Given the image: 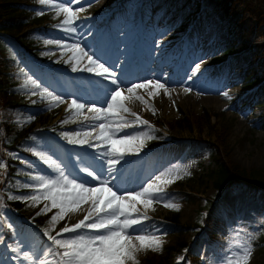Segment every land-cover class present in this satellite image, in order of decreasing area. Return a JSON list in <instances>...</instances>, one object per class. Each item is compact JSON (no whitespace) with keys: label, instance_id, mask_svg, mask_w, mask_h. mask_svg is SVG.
<instances>
[{"label":"rangeland","instance_id":"1","mask_svg":"<svg viewBox=\"0 0 264 264\" xmlns=\"http://www.w3.org/2000/svg\"><path fill=\"white\" fill-rule=\"evenodd\" d=\"M2 2H16L12 4L17 8L15 15L28 11L37 21L36 26L27 30L38 51L31 54V47L19 46L13 35L4 32L10 16L0 10V162L6 165V168H0V228L4 222L12 226L9 235H5L0 244V264H34L32 260L23 259L24 252L34 256L36 264L39 260H45L46 264H58L59 257L55 251H49L52 242L46 232L56 235L66 225L70 227L76 221L65 215L55 224L51 223V217L60 210L51 208L44 212L46 204L50 207L48 200L41 199L33 205L31 200L9 199V196L32 195L33 190L24 185L37 183L29 176L17 180L15 184L13 182L9 161L22 156L19 152L10 154L5 144L8 145L14 136H21L32 129L44 134L30 150L32 157L26 158L19 166L20 171L27 167L31 175L55 178L58 173L54 168L35 154L42 152L58 163L69 177L72 174L68 173L67 164L75 166L77 171H82L81 167L96 171L105 179L103 161L109 158L90 154L94 157L92 166L79 164L86 148L84 144L68 141L91 142L99 128V124L94 122L99 113L90 112L88 108L92 105L106 108L110 102L109 94L116 86L110 78L95 75V72H73L72 67L79 53L71 46L78 43L87 51L91 38L97 33L101 39L107 36L111 29L110 20L126 9L128 14L118 27L122 28V34L127 33L128 42L136 51L141 48L146 51L149 42L157 45L167 42V48L176 47V59L181 60L187 55L191 61L183 68H180V61L176 62L173 69L164 70V73H161L162 62L157 61L150 68L157 77H137L131 81L132 71L126 69L133 65L137 54L123 68L118 62L112 66L105 65L116 74L121 88L125 89L122 93L124 97H129L126 89L133 84L149 80L163 83L164 78L171 80L176 75L178 78L185 75L180 84L163 83L170 96L163 90L150 96V89H137L135 95L143 97V100L134 96L125 99V106L148 121L146 125L137 122L131 112L121 111L118 115L107 113L111 123L129 122L130 130L126 135L145 138L141 149L145 152L142 164L137 162L130 166L136 152L129 158L121 159L118 172L124 174L128 170L137 183L135 189L127 192L141 190L157 175L164 174L163 179H169L179 172L183 177L174 183L161 185L164 188L163 201L155 202L147 209L142 204L137 205L138 214H146L147 219L143 220L142 230L138 228L136 234L156 235L163 241L160 251L149 249L137 253L139 264H226L227 258L237 250L236 241L244 237L252 239L254 249L249 264H264V192L253 198L244 191L219 196L213 173L218 170L214 163L218 156L216 150L209 148V143L213 144L219 147L228 163L247 171L259 170L264 175V75L258 86L245 82L248 76L245 69H255V64H249L251 60L258 59L264 64V22L261 20L264 17L261 11H256V5L254 7L247 0H79V3L63 0L68 6H73L74 11L81 7L85 9L78 12V18L72 25L77 33V39L72 41L69 37L75 32L60 26L64 15L57 17L54 9L41 6L38 0H0V4ZM41 10L44 14L37 15ZM132 28L134 33H130ZM226 33H231L235 42L231 47L225 38ZM147 34H152L153 38L145 39ZM118 37L110 35L109 45L119 44ZM49 40L60 41L61 44L45 42ZM20 53L25 57L21 58ZM11 58L18 61L13 70L10 68ZM86 61V57L82 58L79 67L82 68ZM142 62L143 59L135 61V65L142 67ZM20 65L26 66L29 71L17 80L13 79L15 83L18 81L14 86L5 88V82ZM25 74L37 80L41 88L62 96L66 103L50 105L39 95H32L22 88L27 78ZM200 85L205 88L210 86L212 91H195V87ZM183 86L190 91L183 95L171 91ZM225 92L227 97L223 94ZM196 93L199 95L192 96ZM93 97L96 99L92 100ZM73 99L86 107L82 110L70 109ZM148 103H151L149 108L146 107ZM205 112L213 116L210 123H205ZM75 116L79 117V122L75 121ZM29 117L34 119L29 120ZM160 120L163 125L157 127ZM103 121L100 120L101 123ZM57 125L61 130H56L59 128ZM64 133L80 135L65 138ZM120 135L123 134L115 138ZM79 165L82 166L79 168ZM186 172L190 174L185 175ZM90 186H99V183L94 181ZM16 202H19V207L11 205ZM168 202L178 205L179 210L165 207L164 203ZM71 235L63 233L58 238H69ZM186 243L190 247L183 250L182 245ZM12 248L19 251L13 252ZM11 252L16 255L12 261ZM181 257L183 260H180Z\"/></svg>","mask_w":264,"mask_h":264},{"label":"snow or ice","instance_id":"2","mask_svg":"<svg viewBox=\"0 0 264 264\" xmlns=\"http://www.w3.org/2000/svg\"><path fill=\"white\" fill-rule=\"evenodd\" d=\"M41 6H47L55 10V14L59 17L64 15V19L61 21L60 26L64 27L69 32H75L76 29L72 25L78 18V12L84 11L83 7L73 10V6H68L59 0H38ZM74 3H79V0H74ZM90 6V5H89ZM44 11H38L37 15H43ZM46 43L61 44L60 41H45ZM79 56H77L76 64L73 65L72 71H87L95 72L97 75L106 79H111V83L116 87L112 89L109 94L110 102L106 108H96L92 105L88 108L90 112L95 113H109L118 115L121 111L129 113L131 110L125 106V99H131L133 96L137 100H143V97L135 95L137 89H149L150 96L159 94L158 90H163L169 96L171 93L165 84L159 80H149L140 84H133L126 89L129 93V97H124L122 93L125 89L121 88L116 74L106 67L105 64L99 60L94 59L85 49H83L78 43L72 45ZM87 58V65L84 68L79 67L80 60ZM197 68L199 65L196 66ZM23 72V69H21ZM22 85V88L31 92L32 95H39L42 100H47L51 105H59L66 103L62 96L56 95L50 92L47 88H41V85L37 80L31 76H27ZM31 85V88H29ZM190 91V89H186ZM227 97V92L223 93ZM145 103H147L145 101ZM86 107L85 104L79 103L73 99L69 108H75L76 110H82ZM153 111H155L153 109ZM136 118V121L141 124H148V121L142 120L138 114L131 112ZM103 120V116L96 117ZM29 120L34 117H29ZM129 122L125 121L118 124L117 130L122 131L124 128L129 127ZM101 129L100 135L97 137L100 141H107L110 145V151L105 152V155H111L114 158L108 160L107 171L110 174L114 171V166L120 163L125 152L138 153L144 146L145 138L133 135H124L120 138H114L115 133L110 134L106 129L104 123L98 125ZM65 138L69 136H79V133H64ZM151 139V137H147ZM69 143H88L89 147L100 148V144L92 145L87 140L69 139ZM40 159L48 161L49 167L54 168V171L58 173L55 178L46 177L44 175H31L29 178L36 181L35 184H26L24 187L32 189L33 194L30 196H9V199H23L31 200L33 205L38 203L41 199L50 201L49 205H45L43 211H50L51 208L59 209L55 215L51 217V223L55 224L58 220L63 219L68 212H74L80 208L82 204L91 203L90 210L84 215L83 219L77 223L69 226H65L56 235L47 234L48 240L52 242V247L49 251H55V255L59 257L58 264H139L137 260V253L145 250L160 251L162 250L163 241L156 235L149 234H136L138 228L142 230L143 220L147 219L146 214H138V204H142L145 209L151 207L155 202L163 201L164 188L161 185H168L174 183L176 179L183 178L179 172L169 179H163V175H157L155 179L147 182L146 186H143L141 190L134 192H121L120 189L114 190L110 185V181L103 179L96 171L89 170L88 168L82 169L88 177L93 181L99 183V186H88L87 182H78L76 179H70L63 170V168L52 161V158L45 153H35ZM0 168H6L3 162H0ZM190 173H185L189 175ZM99 193V195H97ZM107 193V199L104 198V194ZM165 207H172L176 210L178 205L173 202L164 203ZM41 214V213H38ZM11 228V225H8ZM85 234H81V233ZM63 233H71L69 238H58ZM2 242V241H0ZM236 249L233 251L231 257L227 258L226 264H249L253 254L252 239L249 237L240 238L236 241ZM13 252H18V248H12ZM24 260H32L36 264V258L29 252L23 253ZM183 260V257L180 258ZM38 264H46L45 260H39Z\"/></svg>","mask_w":264,"mask_h":264},{"label":"bare ground","instance_id":"3","mask_svg":"<svg viewBox=\"0 0 264 264\" xmlns=\"http://www.w3.org/2000/svg\"><path fill=\"white\" fill-rule=\"evenodd\" d=\"M129 10H124L122 13L118 14L117 17H115L113 20H110V27L111 29L109 30L110 33L107 34V36H104L102 39L99 37L98 38V33L95 34L91 40H90V46L87 47V52L89 54H93L94 56H96L97 59L101 60L102 63L104 62L105 65H114L116 62H118L119 64L122 65V68L124 66H127V62L130 61L131 57L134 56L135 54L136 57L135 59L132 61L133 65H131V67H128L126 70H131V75H130V81L137 78V77H141V78H151L153 76L157 77L156 74L152 73V71L150 70V68H152V66L157 64V61H161L162 65H161V73H164V70H171L174 68L176 62L178 63L180 61L181 65L180 68L185 67V65H188L191 61L190 58L186 55L185 58H182L181 60L176 59V55H175V48H167V42L166 43H162V44H154V43H150L147 45L146 47V51H144L142 48L139 49L138 51H136V48L131 46V44L128 42V38H127V33L125 32L124 34H122L121 30L118 26L119 24L122 22V20L125 18V16L128 14ZM153 12L155 11V9L152 10ZM152 12V13H153ZM157 15V14H156ZM159 16V15H158ZM131 26V25H129ZM132 33L135 32V29H131L130 30ZM85 32V31H82ZM73 33V32H72ZM112 34H116V36L118 37V42L119 44H116L115 46L113 45H109L108 43V37ZM78 35H80L78 33ZM81 36V35H80ZM78 36V37H80ZM83 37V35L81 36ZM151 37L153 38L152 34H147L145 35V39L147 40H151ZM174 38V37H173ZM70 40L75 41L77 39V33H73L70 37ZM146 40V41H147ZM173 40V39H172ZM93 41H96L95 46ZM148 42V41H147ZM143 55L141 58L140 56ZM139 58V59H138ZM143 59L142 62V67H138L135 64V61H139ZM87 65V61L84 62L81 66L82 68H84ZM134 66H136L134 69H132ZM81 68V69H82ZM140 70H142L141 74H137L138 72H140ZM156 69H154L153 71H155ZM97 75V74H95ZM185 76L184 74H182V76H180L179 78L177 77V75L175 77H173L171 80H164L162 79V77H160V79L163 80V83H175L180 84L179 82H182V77ZM185 85V84H183ZM186 86H188V84H186ZM151 90V88H149ZM195 91L199 90L200 92H208V91H212V87L208 86L207 88L203 87V86H199V87H195ZM184 90V91H183ZM152 91V90H151ZM171 91L173 92V94H180L183 95L186 92V87L183 86L181 88H177L175 87L174 89L172 88ZM198 93L192 95L195 96ZM199 95V94H198ZM96 98L93 97L92 100H95ZM103 113H99L97 114L96 117L98 116H103L104 117V121L103 123L106 126V129L109 130L110 134L115 133V136L119 135V134H123L120 135V137H123L124 135H126V132L129 129V127L124 128L122 131H118L117 130V124L115 123H111L110 120L107 118V113L106 115H102ZM95 117L94 122L98 124H100V120L101 119H97ZM102 121V120H101ZM95 128V126H93ZM101 129L98 128L97 133L94 135L93 139L90 140L92 145H96V144H100V148L97 149L96 147H89L88 143H84V147L86 148V150L83 151V155L81 158V161H79V164L84 163L86 165H91L94 164V157L93 155L90 154H94L100 158H103L104 156L106 158L112 159L114 158L111 155H105V152L110 151L108 149V147L110 146L107 141H100L99 139H97V137L100 135ZM119 137V138H120ZM135 153V152H134ZM133 154V152H125L124 156L122 159L124 158H129L131 157ZM144 157H145V152L144 150H140L136 155H135V160L134 162L130 163V166H134L135 163H139L142 164L144 161ZM105 163V166L103 168V173H104V178L110 181V186H112L114 188V190H116L117 188L120 189L121 192H126V191H130L136 188L137 183L133 180L134 178L131 177L132 173L128 172V170H125L124 174L119 173L118 171L120 170V165H121V160L119 164H116L114 166V171H112L110 174L107 171L108 166V159L103 161ZM77 163V162H76ZM67 164V163H66ZM82 165H79V168ZM76 167L73 165H69L67 164V171L71 177L76 178L78 180V182H87V185L90 186V184H92V182H94L90 177H88L86 175L85 172L83 171H77L75 169ZM84 169V167H81ZM117 175V177H115ZM69 177V178H71ZM91 187V186H90ZM98 195V194H97ZM104 198L107 199V193L104 194ZM91 203L89 202L88 204H82L80 206V208L74 212H68L66 215L69 216L70 218H74L76 219V221L73 223H77L79 220L83 219L84 215L87 214V212L90 210ZM81 234H85V233H81ZM12 257L10 258V260H14L13 258L16 256L14 255L12 252Z\"/></svg>","mask_w":264,"mask_h":264},{"label":"trees","instance_id":"4","mask_svg":"<svg viewBox=\"0 0 264 264\" xmlns=\"http://www.w3.org/2000/svg\"><path fill=\"white\" fill-rule=\"evenodd\" d=\"M250 4H252L254 7L256 5V11L257 12H262V17H264V0H247ZM256 2L253 4V2ZM12 4L14 2H2L0 4L1 6V12H5L10 16L9 18V25L8 28L4 27V32H7L11 35H13L18 41L20 42L21 45L24 46H29L32 48L33 52L38 51L37 47L34 43V41L31 39V36H29L30 31L27 29H30L37 23V21L33 20V17L29 15V13H22L20 15H15L17 12V9L15 7H12ZM262 22H264L263 19H261ZM230 35L227 37L228 41L231 43L232 40L229 38ZM11 62L10 67L13 69L15 67V63L13 60H9ZM250 64H255L256 65V70L253 71L250 68H247L248 72H251L249 76L246 78V81L248 80L249 83H255L256 85L261 83V77L264 75V64L260 60H252ZM23 69V72L26 71L24 67H20ZM261 74V75H260ZM14 75H22L21 69H18L14 73ZM13 75V76H14ZM13 76H10L8 78V81H10ZM11 82V81H10ZM247 82V83H248ZM9 83H6L5 86H8ZM12 84V83H11ZM6 103H9L8 101ZM150 106V105H148ZM205 116V123H210L211 118L213 117L211 114L206 113L204 114ZM187 122L191 124V122ZM185 121V119H184ZM183 121V122H184ZM159 125L162 126V122L159 121ZM43 137L42 134L36 132L35 130H28L21 134V136H16L13 138V146L15 151L23 152L25 156H29L27 153L28 150H30L33 146L34 142H37L39 139ZM209 148L212 150H216V153L219 155L218 159L216 160L218 170H216L214 173L215 177V185H216V190L218 191L219 196L224 194V193H235V192H242L245 191L246 194L249 197H254L262 194L264 192V175L261 171L259 170H251L247 171L244 168H241L236 165H232L231 163H228L226 159L223 157V153L219 151V147L213 146V144L209 143ZM21 160L18 161H13L11 162L12 168H13V175L14 177H18V168H16L17 164L21 163ZM24 176H27V173H23ZM213 204L211 203L210 208L212 210ZM212 213H209V217ZM9 232V227L6 225L4 226L3 229H0V234H4ZM190 247L189 243L183 244L182 249L186 250Z\"/></svg>","mask_w":264,"mask_h":264}]
</instances>
